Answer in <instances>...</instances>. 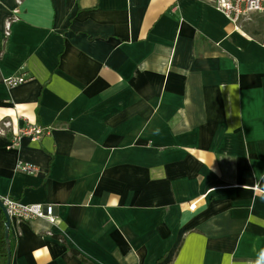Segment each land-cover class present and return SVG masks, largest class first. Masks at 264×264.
<instances>
[{"label": "crops", "instance_id": "obj_1", "mask_svg": "<svg viewBox=\"0 0 264 264\" xmlns=\"http://www.w3.org/2000/svg\"><path fill=\"white\" fill-rule=\"evenodd\" d=\"M3 120L0 198L55 216L11 218L10 264H264V13L0 0Z\"/></svg>", "mask_w": 264, "mask_h": 264}, {"label": "built area", "instance_id": "obj_2", "mask_svg": "<svg viewBox=\"0 0 264 264\" xmlns=\"http://www.w3.org/2000/svg\"><path fill=\"white\" fill-rule=\"evenodd\" d=\"M23 0H16L20 5ZM213 8L226 17L231 23L237 24L242 19H250L251 16L264 13V0H210ZM13 20L8 19L4 25V35L10 34V28ZM25 74L14 75L5 80L8 87H16L26 82ZM12 131L10 121L0 122V134L7 135ZM51 127H45L40 124H25L16 129L11 135L10 142L16 145L22 138H28L32 142H37L45 136L50 135ZM17 169L26 174H34L36 168L30 164L18 163ZM0 201L6 208L10 218H16L22 221H31L34 219H45L49 223L55 222L53 207L44 204H23L10 197H1Z\"/></svg>", "mask_w": 264, "mask_h": 264}, {"label": "trees", "instance_id": "obj_3", "mask_svg": "<svg viewBox=\"0 0 264 264\" xmlns=\"http://www.w3.org/2000/svg\"><path fill=\"white\" fill-rule=\"evenodd\" d=\"M5 222V216L2 211H0V264L7 263L8 251L11 257L15 244L10 231L8 234V238L6 239L5 237ZM69 252L73 255H78V253L74 250H69Z\"/></svg>", "mask_w": 264, "mask_h": 264}, {"label": "water", "instance_id": "obj_4", "mask_svg": "<svg viewBox=\"0 0 264 264\" xmlns=\"http://www.w3.org/2000/svg\"><path fill=\"white\" fill-rule=\"evenodd\" d=\"M0 210L2 211V213L4 214L5 219H6V222H5V237L7 239L8 238V234H9V229H10L11 218L8 215V213L6 211V208L3 206L1 201H0ZM10 260H11V257H10L9 251H8V257H7V263L6 264H10Z\"/></svg>", "mask_w": 264, "mask_h": 264}]
</instances>
